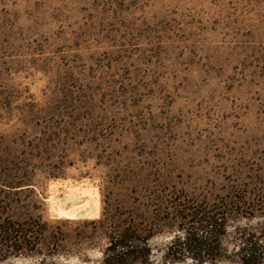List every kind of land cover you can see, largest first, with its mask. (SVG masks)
Listing matches in <instances>:
<instances>
[{
	"label": "rangeland",
	"instance_id": "374dc122",
	"mask_svg": "<svg viewBox=\"0 0 264 264\" xmlns=\"http://www.w3.org/2000/svg\"><path fill=\"white\" fill-rule=\"evenodd\" d=\"M117 212L146 264H264V0H0V224L47 227L0 264H101Z\"/></svg>",
	"mask_w": 264,
	"mask_h": 264
},
{
	"label": "trees",
	"instance_id": "16d2710c",
	"mask_svg": "<svg viewBox=\"0 0 264 264\" xmlns=\"http://www.w3.org/2000/svg\"><path fill=\"white\" fill-rule=\"evenodd\" d=\"M24 157L23 163L27 164L31 162V158L37 156L26 154ZM3 186L8 189H20L28 188L32 184L26 178L13 184L6 183ZM119 208L120 206H116V210ZM40 218L39 216L36 217L38 222ZM31 219V216H26V218H15L0 224V247L14 255L30 251V246L40 248L44 244V233H46L47 227L41 225L38 231L33 228L31 232H28L26 228L30 226L28 221ZM93 224L98 226V230L101 231L107 243L101 252V264L147 263L149 258L148 238L144 236L141 225L135 220H131L128 215L119 212L112 214L110 219L105 220L104 213H102L101 218L94 221ZM4 235L6 238L3 237ZM30 235L35 237L30 240ZM57 251L55 250L56 255ZM241 252V264H258L255 261V249L252 246H244Z\"/></svg>",
	"mask_w": 264,
	"mask_h": 264
},
{
	"label": "clouds",
	"instance_id": "9594fccd",
	"mask_svg": "<svg viewBox=\"0 0 264 264\" xmlns=\"http://www.w3.org/2000/svg\"><path fill=\"white\" fill-rule=\"evenodd\" d=\"M53 211H56V210L53 209ZM59 215H60L61 217H63V216L65 215V213L61 211V212L59 213ZM177 235H179L181 238H183L184 233H183V232H173L172 234L167 235V236H165V237H161L160 239H163V240H165V241H171V240H173ZM154 239H155V238H154ZM93 255L96 256V257H100V256L102 255V253L99 252V251H97V252H95ZM74 264H78V262H74ZM188 264H191V261H190V260L188 261Z\"/></svg>",
	"mask_w": 264,
	"mask_h": 264
},
{
	"label": "bare ground",
	"instance_id": "6f19581e",
	"mask_svg": "<svg viewBox=\"0 0 264 264\" xmlns=\"http://www.w3.org/2000/svg\"><path fill=\"white\" fill-rule=\"evenodd\" d=\"M60 213V212H59ZM60 216V215H59ZM63 217H65V218H70L68 215H66V213H65V215L63 216Z\"/></svg>",
	"mask_w": 264,
	"mask_h": 264
}]
</instances>
